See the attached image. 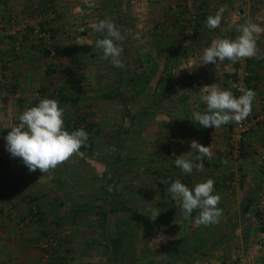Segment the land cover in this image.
<instances>
[{"label": "crops", "instance_id": "crops-1", "mask_svg": "<svg viewBox=\"0 0 264 264\" xmlns=\"http://www.w3.org/2000/svg\"><path fill=\"white\" fill-rule=\"evenodd\" d=\"M121 1L127 3L122 8L128 10L119 27L125 40L122 55L129 63L128 57L134 52L136 68L132 72L145 70L150 78H156L157 83L159 79H189L181 86L185 91L179 92V96L184 94L186 97L168 112L169 117L182 118L179 124L182 135L168 145L165 140H160V156L152 157L154 160L148 163L157 164L160 177L170 180L174 179L177 168L175 161L169 162L168 166L163 162L165 157H161V152L164 148H169L172 160L182 155L194 164L202 163V169L194 168L187 174L188 187L212 179L214 194L221 197L219 222L198 225L195 220L199 210L184 216L182 221L177 208L169 206L168 202L162 204L161 196L170 192L159 189L163 184L157 183V194L160 195L157 203L162 210L167 208L170 212L171 207L175 208L167 219L171 235L169 243L179 244V249L170 255L172 260L177 258L175 264H241L243 260L248 264H264V231L258 219L264 211V58H261L264 57V33L256 40L257 56L244 59L250 74H243L241 61L225 60L217 65L209 63L193 69L203 49L213 40L235 39L239 35L234 27L237 23L251 20L264 28V0H250L246 5L241 0H116ZM109 3L110 0H0V264H41L38 244L46 234L57 241L52 258L46 264H79L78 258H72L73 234L62 232V226L69 224L62 200L50 202L54 193L49 186L44 188L41 184L42 179L49 177V172L43 174L39 169L30 172L19 157H13L7 151L4 137L15 125L12 117L38 105L37 102L31 106L27 104L28 94L33 89L41 86L47 89L49 79L61 78L65 71L75 72L83 59L43 54L46 32L53 44H95V25ZM190 5L196 23L194 35L186 37L183 30L189 23ZM221 6H226L221 25L215 29L207 28L206 18L214 15ZM51 67L54 70L47 73ZM238 78L245 82V87L256 92L251 113L258 119L257 129L246 133L241 154L236 157L227 143L228 129L233 121L215 128L213 141L208 146L212 151L211 158H202L207 164L196 161L194 157L198 153L191 151L190 141L195 139L206 146L207 128L192 120L193 111L206 109L201 95L206 94L212 84L235 94L232 80ZM194 83H197L196 88L192 87ZM186 85L190 91L186 90ZM68 92L70 96V89ZM73 104L71 99L65 102L64 106L71 107H62L64 114L75 109ZM174 109H178L180 115L177 111L173 114ZM74 157L76 155L68 160L74 162ZM232 176L237 183L228 193L225 187ZM33 204L39 210L36 220L29 219ZM159 222L157 220L156 225L161 226Z\"/></svg>", "mask_w": 264, "mask_h": 264}, {"label": "rangeland", "instance_id": "rangeland-1", "mask_svg": "<svg viewBox=\"0 0 264 264\" xmlns=\"http://www.w3.org/2000/svg\"><path fill=\"white\" fill-rule=\"evenodd\" d=\"M121 3L107 4L102 14L118 27L122 24L121 18L125 20L124 12L128 11L127 7L122 8L127 3ZM132 42L135 43L134 40ZM81 58L75 72L65 71L63 77L49 79L47 93L64 90L68 96L70 89L73 94L67 99L76 96L73 104L75 109L64 114V127L71 132L66 127L67 122L75 119L86 123L88 140L74 154V162L73 159L67 160L50 170L47 179L41 180L42 186H49L51 193L55 194L49 198L50 202L62 200V208L67 216L75 203L103 207L102 212L105 214L102 218L95 214L74 216L69 218L67 226H62V232L66 234L70 231L73 234L72 258H78L79 264H108L105 252H109V239H117V228H121L123 219L127 218L133 228V252L138 264H175L168 252L171 235L167 219L171 211L175 212V208L178 209L179 219L183 221L185 215L180 203L176 204L170 193H165L160 199L162 204L168 202L174 209L171 207V211L167 212V208L162 210L163 207L157 203V197L160 196L157 194L160 170L157 164L148 162L154 160L152 157L160 156V140H165L168 145L174 143L179 134L182 135L179 133L182 130L179 127L182 118L169 117L170 108L176 106L159 103L156 78H150L146 90L136 100L132 99L130 77L136 68L134 52L128 57L129 63L125 61L127 57L121 56L123 68L114 67L110 60H105L100 49L94 58ZM71 75L73 77L69 78ZM187 80H177L178 88ZM113 87L122 91L123 100L101 96ZM40 88L42 86L36 87L30 94ZM51 99L57 100L60 107H71L64 106L68 100L61 101L59 97ZM36 101L37 104L40 102ZM36 101L28 104L31 106ZM175 111L180 115L178 109H174L173 114ZM146 120L147 125L142 127L140 122ZM173 131H176V135ZM161 153L167 166L169 162L175 161L170 159L169 153L170 157L167 158L164 150ZM174 166L177 170L173 180H176L183 171ZM185 176L189 186V178L187 174ZM233 176L225 187L228 193L235 189L237 183ZM159 189L167 190L168 186L163 184ZM157 212L159 214L152 219ZM157 220L161 226L156 225ZM117 223L120 226L117 227ZM104 224L106 231H103ZM180 236H183L181 231Z\"/></svg>", "mask_w": 264, "mask_h": 264}, {"label": "clouds", "instance_id": "clouds-1", "mask_svg": "<svg viewBox=\"0 0 264 264\" xmlns=\"http://www.w3.org/2000/svg\"><path fill=\"white\" fill-rule=\"evenodd\" d=\"M226 6H221L214 15L206 18L205 24L209 29L221 25ZM235 30L239 33L235 39L222 38L213 40L209 47L203 49L193 69L209 63L217 65L229 60L233 63L257 56V37L264 33V28L251 20L237 23ZM96 32L105 34L95 42V47L102 50L103 58L110 60L114 67L123 68L121 59L124 51L123 39L119 27L108 19H102L95 25ZM264 58V57H261ZM183 69V68H182ZM188 69V68H187ZM192 69V70H193ZM240 95L232 91L217 87L215 84L202 94L200 99L206 104V109L193 111L192 120L205 128H219L234 121L243 122L252 111V103L256 98L253 89L241 86ZM19 123L10 127L11 131L4 137L6 149L13 157H19L23 164L34 172L39 169L43 174L54 170L58 165L66 162L70 157L79 152L88 140V133L81 127L69 132L64 127V109L55 99L43 98L38 105L25 109L18 116ZM191 151L198 153L194 159L202 161L203 157L211 158L212 151L197 140L190 141ZM175 165L185 174H191L193 169H202V163H193L192 160L177 156ZM160 183L168 185L172 198L179 201L185 217L199 210L195 223L210 225L219 222L222 209L218 207L221 197L214 194V181L208 179L196 183L189 188L181 180H170L161 177ZM159 214L155 213L152 219Z\"/></svg>", "mask_w": 264, "mask_h": 264}, {"label": "trees", "instance_id": "trees-1", "mask_svg": "<svg viewBox=\"0 0 264 264\" xmlns=\"http://www.w3.org/2000/svg\"><path fill=\"white\" fill-rule=\"evenodd\" d=\"M111 3L116 2V0H110ZM110 4V3H109ZM118 13V12H117ZM105 19L104 16H100L99 21ZM98 21V22H99ZM105 34L96 32V40L100 38V36H104ZM193 34L190 36L192 37ZM233 39V38H231ZM123 47L125 46V40L122 41ZM43 54L50 57H84V58H94L98 55L99 49L95 47V44H66V45H58L54 44L52 45V49H48L45 45H43ZM54 68H49V70L46 72L49 73L53 71ZM199 81V79H198ZM150 82V77L146 73L145 70H139L137 72H133V74L130 77V87H131V97L132 99H137L147 88ZM177 80H169L164 81L163 79H159L157 86H158V97H159V103H167L169 106L176 104L177 102L181 101L186 97V95L183 94V96H179V92L185 91L183 87L178 88L177 87ZM197 83L192 84L193 88H196ZM186 90L190 91V88L186 85ZM40 93L43 96H46L48 98H54L59 97L61 101L69 100L67 99L68 96L64 90L60 91H51L49 94L47 93V89L42 87L40 88ZM102 97L105 98H118L120 100H123L122 98V91L118 89V87H113L111 90H109L105 94H101ZM39 101L41 99H38ZM36 101V100H35ZM71 101L75 102L76 97L71 98ZM37 102V101H36ZM73 122H67L66 127L70 128L71 131L78 130L81 128V124L84 122H80L79 120H72ZM148 121L146 122H140L142 127H145L147 125ZM83 126L84 130L88 131V126L86 123ZM170 152L169 148H164V153L169 158L168 153ZM171 159V157H170ZM204 164H207L206 161L202 159ZM89 207V208H88ZM71 212L68 213L69 218H73L74 216L80 217L81 215H90L95 214L97 216H100L101 218L105 213H103V207L101 205H90L86 203H75L71 207ZM103 226V231H106L107 228L105 227V224ZM116 226H120L119 223L116 224ZM264 231V228H262ZM111 239V240H110ZM109 241V252H105L107 263L108 264H138L136 260L134 259V243H133V228L128 222L127 218L123 219V225L121 228H117V239L110 238ZM179 249V244H171L170 250L168 251L171 255L173 251H177ZM173 259V258H172ZM177 259V258H176ZM176 259L174 261H176Z\"/></svg>", "mask_w": 264, "mask_h": 264}, {"label": "built area", "instance_id": "built-area-1", "mask_svg": "<svg viewBox=\"0 0 264 264\" xmlns=\"http://www.w3.org/2000/svg\"><path fill=\"white\" fill-rule=\"evenodd\" d=\"M244 5L248 4L250 0H241ZM189 7V6H188ZM190 13H189V23L188 26L183 30L184 36H191L194 31V25L196 23V15L194 11L192 10V7L190 5ZM51 44V38L49 36V32H46V42L45 46L48 49H52ZM241 67L243 68V74L248 75L250 72L246 69V61L242 60L240 62ZM245 82L242 79H235L232 80V85L234 86V91L236 96L240 95L239 89L241 86H244ZM43 98H48L46 96H42L40 93V89H37L34 91L32 94L28 96L27 104L30 102H33L38 99H43ZM13 122L16 124L19 123L18 117L13 118ZM72 123V122H71ZM85 124L82 123L81 127H83ZM258 127V119L255 115L252 113L241 123L237 124L236 122H232L228 129V135H227V143L229 146L230 151L236 156L239 157L241 154L242 150V144L245 142L246 139V133L250 130H255ZM174 129V128H173ZM173 134L176 135V131H173ZM213 134H214V128L213 127H207L206 131V140H205V145L209 146L211 142L213 141ZM181 180L182 183L186 184V176L182 172L181 176L177 178ZM235 184V181L232 182ZM2 198L1 192H0V199ZM39 215V210L37 205L33 204L30 208V213H29V219L36 220L38 219ZM260 226L261 228H264V211L261 212L258 216ZM57 246V241L51 237L50 234H46L43 237V240H41L38 244V248L41 251V257H40V262L41 264H46L49 262L52 258V249ZM241 264H248L246 263L245 260L241 262Z\"/></svg>", "mask_w": 264, "mask_h": 264}]
</instances>
